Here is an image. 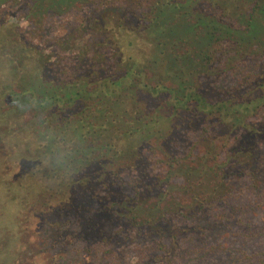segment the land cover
<instances>
[{
  "label": "trees",
  "instance_id": "obj_1",
  "mask_svg": "<svg viewBox=\"0 0 264 264\" xmlns=\"http://www.w3.org/2000/svg\"><path fill=\"white\" fill-rule=\"evenodd\" d=\"M17 1L0 0L8 259L43 226L84 242L88 263L97 243L175 264L195 236L231 235L211 211L264 191V0H23L40 42L49 17L90 7L49 46L5 16Z\"/></svg>",
  "mask_w": 264,
  "mask_h": 264
},
{
  "label": "rangeland",
  "instance_id": "obj_2",
  "mask_svg": "<svg viewBox=\"0 0 264 264\" xmlns=\"http://www.w3.org/2000/svg\"><path fill=\"white\" fill-rule=\"evenodd\" d=\"M115 1L137 3L146 0ZM3 9L8 19L17 22L21 30L27 31L35 42H40L31 35L35 34L32 26L23 17L27 11V5L23 0L7 3ZM89 9L90 7L86 6L73 9L64 15L49 17L46 20L48 29L45 32L49 35L40 43L49 46L57 36L67 34L71 27L78 25L84 19ZM67 58L66 53H60L57 61H64ZM154 169L159 173L165 172V166L157 160L154 161ZM6 205L3 198L0 199V229L6 224H13V218L7 215ZM221 214L223 216L219 217ZM211 215L214 220L220 221L219 227H227L231 235L218 237L210 232L207 234L210 237L207 241L202 236H195L193 240L184 243L187 250H192L189 258L179 260L175 264H264V191L252 192L245 188L234 195L228 206L213 209ZM179 223L192 226L194 220L181 219ZM74 230L75 228H71L69 232ZM1 234L5 232L0 231V264H61V261L64 264L81 262L82 264H143L151 250V246L148 245L129 244L124 248L109 251L104 244L97 243L92 246V257L88 263L84 257L86 250L84 242L73 237L66 238L61 231L57 234L53 229L50 230L49 226H43L39 237L18 240L14 248L15 258L10 261L9 245L12 240L8 243L6 239L1 238ZM54 237L55 239H52ZM27 240H31V243ZM212 244H218L226 250L222 251L219 248L217 251L207 250V246ZM201 253L204 255L203 259L199 258ZM55 256L57 257L54 258ZM240 256L241 259L238 260Z\"/></svg>",
  "mask_w": 264,
  "mask_h": 264
}]
</instances>
